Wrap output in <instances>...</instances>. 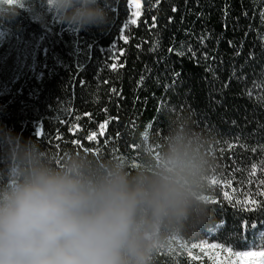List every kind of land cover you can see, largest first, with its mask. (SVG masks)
Wrapping results in <instances>:
<instances>
[{"label": "trees", "instance_id": "obj_1", "mask_svg": "<svg viewBox=\"0 0 264 264\" xmlns=\"http://www.w3.org/2000/svg\"><path fill=\"white\" fill-rule=\"evenodd\" d=\"M139 1L135 15L112 0L102 30L45 22L41 0L0 19V126L58 157L134 161L138 131L160 135L167 112L187 110L214 137L215 217L157 264H235L264 251V0Z\"/></svg>", "mask_w": 264, "mask_h": 264}, {"label": "clouds", "instance_id": "obj_2", "mask_svg": "<svg viewBox=\"0 0 264 264\" xmlns=\"http://www.w3.org/2000/svg\"><path fill=\"white\" fill-rule=\"evenodd\" d=\"M112 0H41L33 11L72 31L112 24ZM0 0V19L30 7ZM145 126L131 155L56 156L0 126V264H157L176 239L214 222V137L185 110Z\"/></svg>", "mask_w": 264, "mask_h": 264}, {"label": "snow or ice", "instance_id": "obj_3", "mask_svg": "<svg viewBox=\"0 0 264 264\" xmlns=\"http://www.w3.org/2000/svg\"><path fill=\"white\" fill-rule=\"evenodd\" d=\"M9 2H11V0H9ZM129 3L134 4L136 8L140 7V4L137 2V0H129ZM136 15H139V13H136ZM135 22H136L135 20L132 21V23ZM194 247L204 248L206 246L194 245ZM207 247L215 248L216 245H210ZM260 247L264 248V245H261ZM235 255L242 258V261H236L235 264H264V251L235 253ZM214 264H225V262L221 260H214ZM228 264H232V262L229 261Z\"/></svg>", "mask_w": 264, "mask_h": 264}, {"label": "rangeland", "instance_id": "obj_4", "mask_svg": "<svg viewBox=\"0 0 264 264\" xmlns=\"http://www.w3.org/2000/svg\"><path fill=\"white\" fill-rule=\"evenodd\" d=\"M137 2L140 4V1H139V0H137ZM129 4H130V3H129ZM130 6L132 7V10H133V12H134L135 15H136V13H139L138 8H136L134 4H130ZM237 260H238V261H242V258L239 257V256H237Z\"/></svg>", "mask_w": 264, "mask_h": 264}]
</instances>
